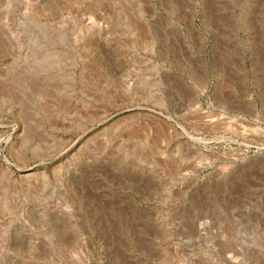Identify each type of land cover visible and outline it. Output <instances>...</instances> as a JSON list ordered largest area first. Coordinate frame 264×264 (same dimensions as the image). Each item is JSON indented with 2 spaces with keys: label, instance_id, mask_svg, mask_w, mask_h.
<instances>
[{
  "label": "rangeland",
  "instance_id": "1",
  "mask_svg": "<svg viewBox=\"0 0 264 264\" xmlns=\"http://www.w3.org/2000/svg\"><path fill=\"white\" fill-rule=\"evenodd\" d=\"M0 149V264H264V0H0Z\"/></svg>",
  "mask_w": 264,
  "mask_h": 264
},
{
  "label": "water",
  "instance_id": "2",
  "mask_svg": "<svg viewBox=\"0 0 264 264\" xmlns=\"http://www.w3.org/2000/svg\"><path fill=\"white\" fill-rule=\"evenodd\" d=\"M0 156H1V157H4V154H3V152H2V149H0ZM49 159H52V157H51V158H46V159H44V161H45V160H49Z\"/></svg>",
  "mask_w": 264,
  "mask_h": 264
}]
</instances>
